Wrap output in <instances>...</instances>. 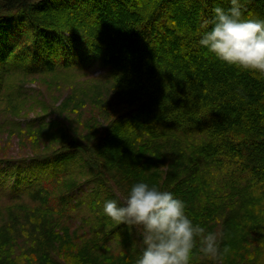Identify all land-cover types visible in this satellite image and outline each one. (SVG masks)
<instances>
[{
  "label": "trees",
  "instance_id": "1",
  "mask_svg": "<svg viewBox=\"0 0 264 264\" xmlns=\"http://www.w3.org/2000/svg\"><path fill=\"white\" fill-rule=\"evenodd\" d=\"M240 5L264 19V0ZM215 6L230 3L0 0V104L13 77L105 67L96 87L57 107L102 106L83 121L95 126L89 145L64 129L49 149L0 158V264H135L136 228L106 216L103 203L122 204L137 182L172 192L193 224L217 235V256L197 238L190 264H264V77L197 46ZM45 116L0 125H64ZM83 206L74 224L67 212Z\"/></svg>",
  "mask_w": 264,
  "mask_h": 264
},
{
  "label": "clouds",
  "instance_id": "2",
  "mask_svg": "<svg viewBox=\"0 0 264 264\" xmlns=\"http://www.w3.org/2000/svg\"><path fill=\"white\" fill-rule=\"evenodd\" d=\"M227 9L215 6L202 20L197 46L229 66L264 77V19L246 17L240 0ZM103 213L117 224L135 227L142 251L135 264H190L198 238L200 251L211 258L219 241L185 211V204L170 191L146 182L134 183L123 198L106 200Z\"/></svg>",
  "mask_w": 264,
  "mask_h": 264
},
{
  "label": "rangeland",
  "instance_id": "3",
  "mask_svg": "<svg viewBox=\"0 0 264 264\" xmlns=\"http://www.w3.org/2000/svg\"><path fill=\"white\" fill-rule=\"evenodd\" d=\"M104 73L105 67L97 62L82 70H65L59 71L57 74H39L25 78H11L8 81L9 87L6 93L13 91V95L10 97V100L4 98V101L0 104V124L19 121L21 125H24L27 121L34 119L36 115H42L44 113L46 115V121L49 119H59L64 125L61 127L60 124H52L39 133L29 131L25 126L20 127L25 128L24 130L15 129L14 126L7 127L6 125H0V158L17 157L23 154H33L40 150L43 151V149H49L51 146L56 145L52 140L61 138L64 129L67 133L74 132L80 138V141L89 145V142L93 140L90 136L93 134L95 126L89 129L85 125H82L83 121L89 118L93 119L95 115L98 116V111L102 106L94 105V103L87 99L76 111L71 109L70 103L61 111L57 107H61L63 102L66 101L65 99L70 97L72 98L74 96L76 99H79L78 87H96V85L91 83L102 79ZM109 95L111 101H113L115 97L113 90L109 92ZM105 98L106 96H101L98 97V100L105 101ZM7 101L11 104L8 105ZM79 108L81 116L78 113ZM108 108L110 107L103 110L106 111ZM110 110L114 111V106H111ZM102 121L104 123V120ZM76 176V178L72 177L71 179L80 182L85 178L80 174ZM81 187L83 191L87 189L85 185ZM2 191L5 192V197L10 193L7 192V187L2 189ZM3 200H6V198ZM83 208L84 206L68 210L67 215L70 216L74 224H77L79 218L83 215ZM121 237L123 238V236ZM132 238H134L132 240L134 246H138L140 241L137 235L134 234L133 236L132 234ZM75 239L80 240V237H76ZM132 243L130 245H133ZM123 246L122 243L118 245V251L122 250ZM21 249L26 250V246H23Z\"/></svg>",
  "mask_w": 264,
  "mask_h": 264
}]
</instances>
